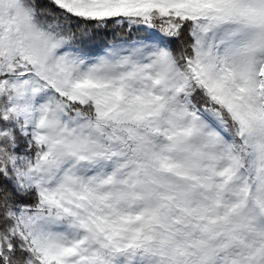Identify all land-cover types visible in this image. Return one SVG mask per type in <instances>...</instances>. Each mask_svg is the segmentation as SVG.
Returning a JSON list of instances; mask_svg holds the SVG:
<instances>
[{
    "label": "snow or ice",
    "instance_id": "1",
    "mask_svg": "<svg viewBox=\"0 0 264 264\" xmlns=\"http://www.w3.org/2000/svg\"><path fill=\"white\" fill-rule=\"evenodd\" d=\"M0 264H264V0H0Z\"/></svg>",
    "mask_w": 264,
    "mask_h": 264
}]
</instances>
